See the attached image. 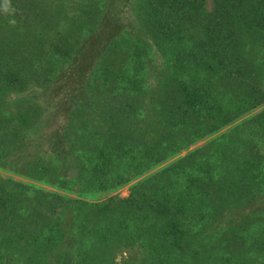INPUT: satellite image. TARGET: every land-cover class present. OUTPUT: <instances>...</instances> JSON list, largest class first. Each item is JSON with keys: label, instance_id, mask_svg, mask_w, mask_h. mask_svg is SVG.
I'll return each mask as SVG.
<instances>
[{"label": "trees", "instance_id": "obj_1", "mask_svg": "<svg viewBox=\"0 0 264 264\" xmlns=\"http://www.w3.org/2000/svg\"><path fill=\"white\" fill-rule=\"evenodd\" d=\"M262 104L264 0H0L1 170L231 126L0 176V264H264Z\"/></svg>", "mask_w": 264, "mask_h": 264}, {"label": "rangeland", "instance_id": "obj_2", "mask_svg": "<svg viewBox=\"0 0 264 264\" xmlns=\"http://www.w3.org/2000/svg\"><path fill=\"white\" fill-rule=\"evenodd\" d=\"M264 108V104H262L260 107L254 109L253 111H251L249 114H247L246 116H244L243 118L237 120L236 122H239L240 120H243V119H247L248 117H250L252 114H255L257 113L259 110L263 109ZM235 122V123H236ZM233 126V125H232ZM231 126L229 127H225L224 129L222 130H219L218 132L212 134L211 136L201 140V141H198L196 143H194L193 145H191L189 148H187L186 150L182 151V152H179L175 155H173L172 157L168 158L167 160L163 161L162 163H160L159 165L157 166H154L150 169H148L146 172H144L143 174H141L140 176L134 178V180H132L130 183H128L127 185H124L122 187H119L115 190H111V191H108V192H101V193H93V192H88V193H83V194H79L78 192L76 191H72V192H65L64 190H59V189H56V188H53L47 184H44V183H40V182H36L34 180H29V179H24V178H20L16 175H13L11 173H8L4 170H1L0 169V176H3V177H12V178H15V179H18V180H21L23 182H26L28 183L29 185L33 184L35 186H38V187H41V188H44L46 190H52V191H56L58 193H61L65 196H68V197H75V198H81V199H85V200H88V201H93V202H100V201H103L107 198H109L110 196H119L121 198H124L128 195V191H129V188L135 183L137 182L138 180H141L151 174H153L156 170H158L159 168L163 167V166H166L167 164H169L170 162L176 160L177 158L179 157H182L187 151L191 150V149H194V148H199L200 146L206 144L207 142L213 140L215 137H217L219 134H221L222 132H224L225 130L229 129Z\"/></svg>", "mask_w": 264, "mask_h": 264}, {"label": "clouds", "instance_id": "obj_3", "mask_svg": "<svg viewBox=\"0 0 264 264\" xmlns=\"http://www.w3.org/2000/svg\"><path fill=\"white\" fill-rule=\"evenodd\" d=\"M5 10H7V9H5Z\"/></svg>", "mask_w": 264, "mask_h": 264}]
</instances>
